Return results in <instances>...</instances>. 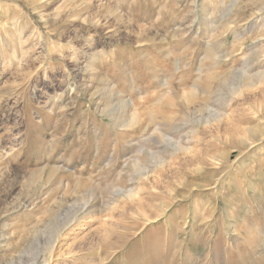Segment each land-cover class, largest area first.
I'll return each instance as SVG.
<instances>
[{"label": "rangeland", "instance_id": "374dc122", "mask_svg": "<svg viewBox=\"0 0 264 264\" xmlns=\"http://www.w3.org/2000/svg\"><path fill=\"white\" fill-rule=\"evenodd\" d=\"M0 264H264V0H0Z\"/></svg>", "mask_w": 264, "mask_h": 264}, {"label": "bare ground", "instance_id": "6f19581e", "mask_svg": "<svg viewBox=\"0 0 264 264\" xmlns=\"http://www.w3.org/2000/svg\"><path fill=\"white\" fill-rule=\"evenodd\" d=\"M166 136V135H165ZM103 141V140H102ZM84 190V189H83ZM29 197V196H28Z\"/></svg>", "mask_w": 264, "mask_h": 264}]
</instances>
